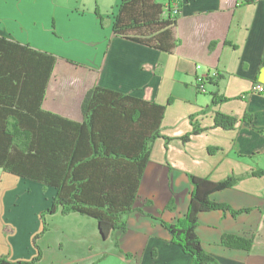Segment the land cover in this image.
<instances>
[{"label":"crops","instance_id":"0c3cea01","mask_svg":"<svg viewBox=\"0 0 264 264\" xmlns=\"http://www.w3.org/2000/svg\"><path fill=\"white\" fill-rule=\"evenodd\" d=\"M79 4L0 0L2 37L59 58L43 107L82 122L83 98L96 84L167 107L162 136L152 146L126 230L117 229L103 239L94 218L56 212L50 218L61 219L64 232L53 239L55 248H60L55 249L56 259L65 264H76L79 259L94 263L95 251L92 257L71 260L61 251L63 241L92 249L94 244L103 245V239L127 264H194L189 254L171 242L172 235L162 224L186 213L193 189L189 174L193 173L213 181L242 176L211 198L246 212L237 216L223 210L200 213L197 232L205 250L219 264H264V175L253 174L264 169V94L252 91L254 84L264 85V0H173V8L179 10L176 33L180 44L172 54L116 36L112 29L116 5L110 21L104 22L98 7L86 10ZM218 71L223 74L220 84L207 82L204 92L199 91L198 78ZM22 74L21 81L28 80L26 71ZM212 91L229 99L212 105ZM216 111L240 120L231 130L215 127ZM193 123L205 130L183 141L181 137L192 131ZM210 147L214 150L209 151ZM32 191L37 197L26 198V209L18 208L17 196H29ZM55 193L53 186L0 168V256L14 262L37 254L34 236L43 230L41 212L53 202ZM171 198L175 207L168 209ZM31 204L37 207L32 210ZM224 234L252 237L251 248L226 247L221 243Z\"/></svg>","mask_w":264,"mask_h":264},{"label":"trees","instance_id":"16d2710c","mask_svg":"<svg viewBox=\"0 0 264 264\" xmlns=\"http://www.w3.org/2000/svg\"><path fill=\"white\" fill-rule=\"evenodd\" d=\"M178 12L173 0H120L113 13L112 29L116 36L172 54L180 44L176 33ZM58 59L57 55L0 35V168L56 189L53 202L41 212L43 230L34 236L35 246L38 237L49 230L48 219L56 212L94 218L103 239L117 229L126 230L152 146L162 136L161 122L167 107L150 98L96 84L83 98L82 122L46 110L43 100ZM23 71L28 75L24 82ZM222 78L219 71L208 74L198 78L197 87L204 92L207 82L218 86ZM210 93L212 105L229 99L218 91ZM213 120L215 127L231 130L240 119L216 111ZM204 130L193 123L192 131L181 138L188 141L192 134ZM253 174L262 176L264 169ZM241 177L230 175L213 181L189 174L193 189L186 213L175 222L162 220L172 235L171 242L189 254L194 264H219L202 245L197 232L199 216L208 210H223L234 216L246 212L211 198L213 193L237 184ZM174 207L171 198L167 208ZM252 240L224 234L221 243L249 250ZM115 244L118 246L117 241ZM41 258L38 249L29 260L12 262L0 256V264H40Z\"/></svg>","mask_w":264,"mask_h":264},{"label":"rangeland","instance_id":"374dc122","mask_svg":"<svg viewBox=\"0 0 264 264\" xmlns=\"http://www.w3.org/2000/svg\"><path fill=\"white\" fill-rule=\"evenodd\" d=\"M61 2L63 3L64 6H68V5L74 6V4H77V2H79L80 3L79 6L80 7L84 6L85 8L83 9H86V10H88L87 7L94 5L95 9L98 7V10L100 11L104 22L110 21V15L113 11L114 5H116V0H61ZM61 39L62 41H65V39L63 38ZM76 41L82 44H85L86 40L70 39L68 42H76ZM31 196L37 197L34 191H32V193L29 196H23V195L17 196L19 199V202H17L18 208L26 209L24 206L26 205L25 200L26 198H29ZM31 206H32L31 207L32 210L35 209V207H37V205L35 206L33 204H31ZM59 221H61V219H57L54 216L53 218L48 219V223H50L49 230L43 235H40L37 239V244H38L36 246L37 251L38 249H41V253H42L40 264H65L64 262H60L59 259L58 258L56 259L55 257V251H56L55 249L57 248H55L56 242H54L53 239L59 238L61 235L64 234L62 227H60L62 224H60ZM45 240H47V244H45ZM101 241L103 242V245L101 243L94 244L92 249H90L89 247L88 248L86 246L79 247L78 245L76 247L74 246L72 247L70 243L68 242V240L65 239L63 241L64 246H63V249H61V251L63 250L64 255L65 254L70 255L69 258H71V260H74L73 258L74 256L77 258H84V257H89V256L92 257L95 251L97 253L96 257L94 258V260L97 262L96 264H127L121 258H119L117 254L111 252L112 251L111 249H113V247H111L112 245L109 246L108 240L105 241L102 239ZM41 243H42V246H41ZM104 244L108 246L105 247ZM100 251H104V254L103 255L100 254ZM71 262L70 264H74ZM76 264H93V262L92 260L86 261V260L79 259L78 262H76Z\"/></svg>","mask_w":264,"mask_h":264},{"label":"built area","instance_id":"2783aa9c","mask_svg":"<svg viewBox=\"0 0 264 264\" xmlns=\"http://www.w3.org/2000/svg\"><path fill=\"white\" fill-rule=\"evenodd\" d=\"M174 10L177 11L178 7H174ZM252 91L260 92L261 94H264V85L261 83H256L254 86H252Z\"/></svg>","mask_w":264,"mask_h":264},{"label":"water","instance_id":"95a60500","mask_svg":"<svg viewBox=\"0 0 264 264\" xmlns=\"http://www.w3.org/2000/svg\"><path fill=\"white\" fill-rule=\"evenodd\" d=\"M101 234V233H100ZM102 235V234H101ZM102 237V236H101Z\"/></svg>","mask_w":264,"mask_h":264}]
</instances>
